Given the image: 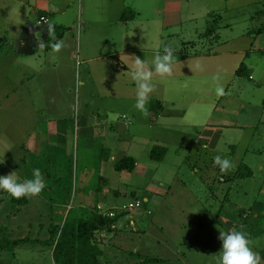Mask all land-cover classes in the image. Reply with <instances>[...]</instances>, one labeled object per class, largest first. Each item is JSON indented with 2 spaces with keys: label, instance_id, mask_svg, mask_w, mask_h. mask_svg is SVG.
<instances>
[{
  "label": "rangeland",
  "instance_id": "374dc122",
  "mask_svg": "<svg viewBox=\"0 0 264 264\" xmlns=\"http://www.w3.org/2000/svg\"><path fill=\"white\" fill-rule=\"evenodd\" d=\"M7 3L0 0V229L8 238L35 242L0 252V264H56L53 248L44 242L51 229L68 219L88 218L96 206L107 216L126 213L116 228L100 234L103 264H133L139 261L133 252L161 259L150 264H223L225 258L248 253L253 264L262 262L256 250L261 246L252 245L238 228L243 215L239 205L249 212L258 199L264 200V171L259 169L264 148L260 155L251 151L244 158L254 178L224 181L235 176L243 153L233 158L228 149L222 153L203 148L199 125L183 132L185 122L173 110L188 106L197 111L198 102L208 101L203 92L214 97L209 99L211 109L233 76L167 78L162 87L149 81L133 86L129 76L115 74L104 56L124 59L133 52H117L131 47L140 48L136 55L146 59L152 57L150 48L186 53L194 50L191 41L196 50H208L213 45L202 34L217 22L221 39L229 41L221 50L242 48L249 42L247 32L264 26V0H74L67 21L72 28L55 55L60 75L48 66L29 79L16 62L17 26L2 19ZM124 4L139 12L128 28L119 23ZM214 11L222 21L214 19ZM33 25L42 32L47 28ZM85 58L94 60L83 63ZM182 65L171 68L191 72L195 67ZM169 72L167 66L163 74ZM246 77L241 80L250 90L254 81ZM30 79L33 97L11 95L15 86L24 91ZM158 95L166 100L171 121L177 122L150 128L128 113L138 106V97L143 100L140 108L159 107ZM132 118L135 127L128 124ZM194 119L197 124L196 114ZM41 128L47 137L29 145V137L35 138ZM48 137L53 144L47 143ZM156 138L167 148L161 161L149 156L158 146ZM125 156L137 159L139 168L116 171V162ZM23 194L26 202L17 203L15 196ZM138 200L143 203L140 209L124 208ZM222 216L227 219L221 221ZM253 216L245 219L248 225L255 224Z\"/></svg>",
  "mask_w": 264,
  "mask_h": 264
},
{
  "label": "crops",
  "instance_id": "0c3cea01",
  "mask_svg": "<svg viewBox=\"0 0 264 264\" xmlns=\"http://www.w3.org/2000/svg\"><path fill=\"white\" fill-rule=\"evenodd\" d=\"M6 1L9 3L5 4V13L2 19L8 20L11 24L17 26L14 28L16 36H14L13 39V41H15L16 62L19 66L23 67L26 78L29 79L38 74H42L48 66L50 69L52 68L53 74L59 76L60 59L58 54L57 57H55V55L59 52L60 48H62V45L66 40V31L55 48H46L45 43L52 27H64L66 30L72 28V24L67 21L70 17L74 0ZM119 2L120 1H118L117 5L120 9ZM138 15V10L131 8L130 5L124 4L119 23L124 24V26H126L125 28H128L130 23L134 21ZM211 15H213L214 19L217 20L219 18L218 21H222V16H220L219 13L214 11ZM41 16H44L48 22L40 23ZM125 16H128V18H125ZM34 22H36L38 26L47 27L45 32L32 27ZM217 23V26L211 25L207 27L202 34L205 41L208 44L213 45L208 50H196V42L191 41L188 42L190 43L188 45L194 50H186V53L172 50L168 52L162 51L161 49L150 48L148 51L152 57L151 59H146L139 57L138 54L136 55V53L141 50L140 48L131 47L120 50L117 53H125L129 50L133 52V56H128L124 59L118 58L116 60L104 56V59L107 60L106 64L112 65L115 74L119 76L121 75L123 78L129 76L132 79L133 86H136L140 81H149L154 86L162 87L164 83L163 80L167 78L192 79L204 75H217L218 77L222 74L227 76L232 75V80H230L229 84L226 86V92L216 99L214 105L212 104L213 107L211 109H209L208 103L209 99L211 100V98L214 97H211L209 92H205V94L203 92L201 97H203L204 100L208 99V101H205L206 103L202 104L201 102H198L199 108L197 111L188 106L178 107L173 110L178 111L180 122H185L184 125L186 127L183 132L187 133V127L191 128L192 124L194 127H198L199 125L198 128L201 129V135L198 141L203 148H212L213 152L222 153H226L228 149V154L231 156L233 155V158L239 153V151H241L244 157L239 160L237 170L241 165H246L251 170L252 175L244 178H254V170L244 158L251 151L260 155L263 153L262 149L264 148V26L258 29H250L245 37L249 42L243 44L244 46L242 48L221 50L222 45H228L229 41H223L221 39V36L218 33L219 22ZM5 33H9L8 27H6ZM50 57L53 58L51 63L49 62ZM92 60L94 59L85 58L83 63H91ZM186 63L190 65L192 69L195 66L193 71L182 72L180 69L171 68L174 65H185ZM167 66L170 67L168 75L165 73L163 74V71L165 72ZM240 67H243V71L237 73V70ZM246 76L249 80L254 81V87L250 90H247L244 87L241 80L242 77ZM30 82L31 79L24 91L18 86H15L11 90V95L24 98L33 97V91L29 88ZM221 85L222 83L219 84L218 89H220ZM231 86L234 88L237 87V91H230ZM191 94L193 93L191 92ZM155 98H157L155 102L159 104V107L150 104L144 109L140 108L138 106L139 104H143V100L138 97V99H140L138 106L129 110L128 113L137 118L143 124L149 125L150 128H156L157 126H161V128L162 126L168 127L170 123L177 122V120L171 121L173 116H171L172 114H168L169 112L167 113L168 104L166 100L159 95L158 97L155 96ZM195 114L198 118V120H196L197 124L194 123ZM168 116H170L169 119L171 122L168 121ZM128 124L131 127H135L136 125L133 118L128 120ZM59 127L61 128V125H59ZM50 128H47L49 129L48 135L52 134ZM36 132L37 134L35 135V138L31 136L29 137V141L27 140L29 145H31V142L32 146L36 143H42L44 141L43 138L47 137L46 134H44V129ZM133 136L137 137L135 134ZM160 139L161 138H156L154 144L162 145L161 142L163 141ZM47 143H52L49 137L47 138ZM216 166L220 169L222 163H216ZM137 168H139L138 161L136 169ZM259 169L264 171V165H261ZM148 170H151L152 173L154 172L152 167H148ZM236 177L238 176L235 174L234 177L224 178V181H233L232 179H235ZM40 184L39 187L44 186V183ZM260 193L264 196V183L260 187ZM239 208L243 210V215L239 218L240 228H238V231L240 232V235H243L252 245L256 243L261 246V248H256V250L262 257L263 255L261 252L264 251V200L258 199L249 212H246L241 204L239 205ZM252 214L254 215L253 217L256 222L253 225H248V222L245 219ZM224 219L226 220L227 218L222 216L221 221ZM248 256L251 257L249 253ZM258 264H264L263 257L262 262H259Z\"/></svg>",
  "mask_w": 264,
  "mask_h": 264
},
{
  "label": "trees",
  "instance_id": "16d2710c",
  "mask_svg": "<svg viewBox=\"0 0 264 264\" xmlns=\"http://www.w3.org/2000/svg\"><path fill=\"white\" fill-rule=\"evenodd\" d=\"M125 18H128V16H125ZM65 31L66 28L64 27H52L45 43L46 48H55ZM242 71L243 67H240L237 73H241ZM166 153L167 148L158 145L151 149L149 156L153 161H161L164 159ZM136 167L137 160L133 156L121 158L114 166L115 170L119 172H133ZM250 175H252V172L246 165H241L236 172V176L241 178ZM102 178L104 177L101 176ZM2 187L3 181L0 180V192ZM15 201L17 203L26 202V195H16ZM141 207H143V203L138 209ZM125 215V212L116 217L103 215L98 211L96 206L88 218H72L61 225L54 226L51 229L50 238L44 242L53 248V258L56 264H103L100 259L103 255V250L100 247V234L102 232H109L112 229V225L116 224ZM33 242L35 241L27 237L18 239L8 238L4 234V228L0 229V252H14L16 248ZM261 254L264 257V251ZM132 255L139 259V261L133 264L161 262L159 258L144 256L138 252H133ZM223 264H253V261L248 255H243L239 258H225Z\"/></svg>",
  "mask_w": 264,
  "mask_h": 264
},
{
  "label": "built area",
  "instance_id": "2783aa9c",
  "mask_svg": "<svg viewBox=\"0 0 264 264\" xmlns=\"http://www.w3.org/2000/svg\"><path fill=\"white\" fill-rule=\"evenodd\" d=\"M46 23V22H48V20L44 17V16H41V18H40V23ZM141 204H142V202L140 201V200H138L137 202H136V204L135 205H132V206H126V207H124L125 209H128V210H133L134 208H139L140 206H141ZM99 208H101V206H99ZM149 212H150V210H149ZM110 217H114L115 216V213L114 212H111L110 214ZM112 228H116V224H113L112 225Z\"/></svg>",
  "mask_w": 264,
  "mask_h": 264
}]
</instances>
